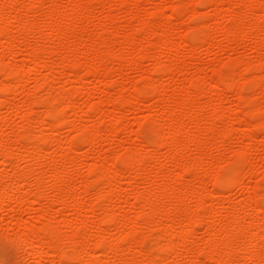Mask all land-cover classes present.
<instances>
[{"label": "rangeland", "instance_id": "374dc122", "mask_svg": "<svg viewBox=\"0 0 264 264\" xmlns=\"http://www.w3.org/2000/svg\"><path fill=\"white\" fill-rule=\"evenodd\" d=\"M11 1L0 168L27 187L0 206V264H37L16 237L49 219L66 264H264V0Z\"/></svg>", "mask_w": 264, "mask_h": 264}, {"label": "bare ground", "instance_id": "6f19581e", "mask_svg": "<svg viewBox=\"0 0 264 264\" xmlns=\"http://www.w3.org/2000/svg\"><path fill=\"white\" fill-rule=\"evenodd\" d=\"M19 0H12L11 1V6H13V5H15V4H17V2H18ZM212 2L214 1V0H211ZM211 2V3H212ZM159 14V13H158ZM157 14V15H158ZM177 15V14H176ZM161 16V15H160ZM159 16V17H160ZM4 22V21H3ZM9 24V22H7V20L4 22V25L2 26V27H0V36L1 37H4L5 39H7V41L9 42L10 40H11V37H10V35L8 34V28H7V25ZM27 28V27H26ZM229 34H232V32L231 31H229L228 32V35ZM194 39V38H193ZM12 41H13V38H12ZM10 43V42H9ZM167 47V46H166ZM164 48H165V45H164ZM169 49V48H168ZM165 50H167V49H165ZM75 65H73V67H74ZM77 66V65H76ZM9 67V66H8ZM14 67V66H13ZM72 67V66H71ZM72 67V68H73ZM74 69V68H73ZM166 69V68H165ZM164 69V71H166ZM7 71H8V69H7ZM168 71V70H167ZM15 72V71H14ZM8 73V72H7ZM167 73V72H166ZM18 74H20L19 72H18ZM8 80V79H7ZM19 80V79H18ZM6 84V83H5ZM225 84V83H224ZM7 85V84H6ZM192 86V85H191ZM3 87V92H5L6 91V89L8 90L10 87H6L5 85L4 86H2ZM198 88V87H197ZM194 89V88H193ZM141 90V89H140ZM141 92V91H140ZM136 93H138V92H136ZM9 94V93H8ZM138 96V95H137ZM5 98V97H4ZM55 98H57V97H55ZM124 98V97H123ZM59 99V98H58ZM2 100V99H1ZM5 100H6V98H5ZM57 99H55V101H56ZM121 100H123V99H121ZM54 101V100H53ZM4 102V101H3ZM58 121V120H57ZM25 133H26V131H25ZM25 133H23V134H25ZM27 134V133H26ZM19 138H20V136H19ZM21 139V138H20ZM45 140V139H44ZM157 140V139H156ZM2 141V140H1ZM25 142V141H24ZM37 142V141H36ZM86 142V141H85ZM158 142V141H157ZM1 144V143H0ZM3 144V143H2ZM38 143H36V145H37ZM72 144V143H71ZM75 145V144H74ZM155 145H157V144H155ZM1 146V145H0ZM2 146H4V145H2ZM1 146V147H2ZM34 146V145H33ZM8 147V146H7ZM6 148V147H5ZM5 148H4V150H5ZM3 149V148H2ZM8 149V148H7ZM1 150V149H0ZM4 150H1V151H3L1 154H3L2 156H4L5 157V159H6V161L5 160H3V161H5V163L8 161V159H10V158H12V157H10V152H8L7 150V152L9 153V154H7V152L5 153V151ZM129 156V155H128ZM2 158V157H1ZM4 159V158H3ZM123 160H124V158H122ZM127 159V158H126ZM12 160V159H11ZM13 161V160H12ZM5 163H4V165H5ZM129 163H130V161H129ZM128 163V166L130 165ZM131 163H132V161H131ZM13 164V163H12ZM125 164V163H124ZM126 165V164H125ZM124 167V166H123ZM184 169V168H183ZM183 171V170H182ZM187 171V170H186ZM5 171H4V169H1L0 168V206H3L2 207V209L5 207V208H9V209H11V207H10V204H11V202H13L12 200L14 199V197H16L15 196V194L17 195V189H19V188H17L16 189V187L19 185V183H22V188H23V185H25L26 186V178L24 177V174H18V173H15L14 172V174H12V175H10V176H8V175H6L5 173H4ZM99 172H100V170H99ZM191 172V171H190ZM22 173V172H21ZM31 173V172H30ZM60 173V172H59ZM102 174H105V173H103V171L101 172ZM25 175H27V173L25 174ZM31 175V174H30ZM106 175V174H105ZM28 176H29V174H28ZM57 176V175H56ZM65 176V175H64ZM27 177V176H26ZM30 177V176H29ZM58 180H61L63 177H61V175L60 176H58V177H56ZM100 178V177H99ZM103 178V177H102ZM105 178V177H104ZM26 179V180H25ZM56 179V180H57ZM65 179V178H64ZM54 180V179H53ZM218 180H220L219 178H218ZM64 181V180H63ZM62 181V182H63ZM29 182V181H28ZM18 184V185H17ZM219 184V183H218ZM17 185V186H16ZM29 185V184H28ZM40 185H41V183H40ZM57 185V184H56ZM94 185V184H93ZM20 186V185H19ZM54 186V185H53ZM52 186V187H53ZM59 186V185H58ZM27 187V186H26ZM70 187V186H69ZM22 188H20V191L22 190V192H24L25 191V188L24 189H22ZM39 188V187H38ZM55 188V187H54ZM53 188V189H54ZM64 188V187H63ZM85 188H86V186H85ZM52 189V188H51ZM61 189V188H60ZM72 189H73V187H72ZM72 189H70L69 188V190H67L66 192H65V194H64V197H63V199H62V204H63V206L65 205V206H67V205H69V199H70V197H71V193L73 192H71V190ZM24 190V191H23ZM28 190V189H27ZM58 190V189H57ZM64 190V189H63ZM62 190V191H63ZM66 190V189H65ZM74 190V189H73ZM19 191V190H18ZM19 191V192H20ZM18 192V193H19ZM30 192V191H29ZM59 192H61V191H59ZM29 194V193H28ZM30 194H32V193H30ZM62 194V193H61ZM73 194V193H72ZM195 194V193H194ZM211 194V193H210ZM215 194V193H214ZM19 195H21V193H19ZM26 197V200L28 199V196L26 195V194H24ZM38 195V194H37ZM18 196V195H17ZM21 196H23V195H21ZM29 196H31V195H29ZM33 196V197H32ZM31 196V198H32V201H33V203H35V202H37L38 201V197L36 196V194H33ZM62 196V195H61ZM207 196H209V195H207ZM213 196V195H212ZM17 198V197H16ZM23 198H24V196H23ZM72 198H73V195H72ZM138 198V197H137ZM20 199V198H19ZM18 199V200H19ZM21 199H22V197H21ZM23 200V199H22ZM31 200V199H30ZM55 200V199H54ZM59 200H60V198H59ZM143 199L141 198V201H142ZM14 201H15V199H14ZM20 201V200H19ZM25 201V200H24ZM140 201V200H139ZM145 201V200H144ZM27 202H28V200H27ZM31 202V201H30ZM51 202V201H50ZM80 202V201H79ZM148 201H146V203H147ZM19 203V202H18ZM29 203V202H28ZM32 203V204H33ZM61 203V202H60ZM150 203V202H149ZM37 204V203H36ZM78 204H80V203H78ZM151 204V203H150ZM19 205H21V204H19ZM25 205V204H24ZM71 205V204H70ZM29 206V205H28ZM67 208V207H66ZM8 210V209H7ZM31 210H32V208H31ZM263 210H264V208H263ZM176 211V210H175ZM33 212V211H32ZM156 213V212H155ZM153 214V213H152ZM151 214V215H152ZM174 214V213H173ZM112 215V214H111ZM200 215V214H199ZM42 216V215H41ZM41 216H40V218H41ZM48 216V215H47ZM114 217V216H113ZM112 217V218H113ZM39 218V219H40ZM43 218V217H42ZM45 221L47 220L46 219V217L45 218H43ZM143 219V218H142ZM145 220V219H144ZM249 220V219H248ZM251 220V219H250ZM44 221V222H45ZM51 220L49 219V221L47 222V223H43L44 225L42 226V225H40V226H42L41 228H38V226H31V227H25L24 228V230H25V232H23V233H21V235L19 234V235H17V236H19V237H16L17 239H18V242H19V244L21 243V245L23 246V244L27 247H29L28 248V252L30 253V252H35L36 253V255H37V258H38V261H37V264H41V263H43L44 261H46V260H48L49 258L51 259H53L54 261H56V259L58 260V264H66L67 262H68V260L66 259L65 260V257H64V250H63V248H61L60 246L59 247H55L54 246V244H53V239L57 236H55V234H54V231H56V230H54L53 228V226L52 225H50L51 224V222H50ZM190 221V220H189ZM192 223L194 222L193 221V219H192V221H191ZM196 222V221H195ZM40 223H42V222H40ZM240 224H238V226H237V231H239L240 233H242L243 232V230L245 229V227H246V225H247V221L243 218L242 220H240V222H239ZM253 223H255V222H253ZM252 223V224H253ZM82 224V223H81ZM191 224V223H190ZM187 225H188V222H187ZM186 225V226H187ZM259 225V224H258ZM256 223L254 224V226H255V230H256V232H258V231H260V229H261V227L260 226H258ZM264 225V224H263ZM39 226V227H40ZM189 226V225H188ZM37 227V228H36ZM263 228V227H262ZM189 229V230H188ZM236 229V228H235ZM86 230V229H85ZM187 230L188 231H185L186 232V234H189V233H191L192 231H194V229H191V228H187ZM192 230V231H191ZM215 230V229H214ZM82 231V230H81ZM81 231H79L78 233H81ZM229 231V230H228ZM185 232H184V234H185ZM187 232H189V233H187ZM214 232V231H213ZM232 232V231H231ZM78 233H76L75 232V234H77V236H78ZM194 233H195V231H194ZM59 234V233H58ZM175 234V233H174ZM183 234V235H184ZM185 234V235H186ZM192 234V233H191ZM234 234H236V233H234ZM248 234V233H247ZM246 234V235H247ZM74 235V234H73ZM80 235V234H79ZM130 235V234H129ZM134 235V234H133ZM184 235V236H185ZM190 235V234H189ZM43 236V241H41L40 240V238ZM76 235H74V237H75ZM70 237H72V236H70ZM225 237V236H224ZM57 238V237H56ZM59 238H61L60 237V234H59ZM67 238H69V237H67ZM76 238V237H75ZM79 238V237H78ZM77 238V239H78ZM236 238V237H235ZM251 238V237H250ZM82 239V238H81ZM132 239V238H131ZM254 239V238H253ZM258 239V238H257ZM34 240V242L36 241L37 242V244L36 245H33V243L34 242H32L31 243V241H33ZM60 240V239H59ZM58 240V241H59ZM112 240V239H111ZM214 240V239H213ZM217 240V239H216ZM236 240H238V239H236ZM39 241V242H38ZM57 241V242H58ZM97 241V240H96ZM114 241V240H113ZM116 241V240H115ZM217 241H219V240H217ZM225 241V240H224ZM229 241V240H228ZM240 241V240H239ZM245 241V240H244ZM258 241V240H257ZM63 242H65V241H63ZM69 242H70V244L72 245H76V242H75V240H72L71 238L69 239V241H67V244L69 245ZM83 242H85V241H83ZM103 242V243H102ZM106 242V241H105ZM104 241H101V243H100V241L95 245L96 246V248L97 249H100V248H102V247H104L105 245L107 246L108 244H109V242L106 244ZM111 242V241H110ZM134 242V241H133ZM221 242V241H220ZM227 242V241H226ZM235 242V241H234ZM242 242V241H241ZM28 243H30L29 245H28ZM75 243V244H74ZM79 243V242H78ZM94 243V242H93ZM104 243H105V245H104ZM123 243V242H122ZM214 243H215V241H214ZM217 243V242H216ZM222 243V242H221ZM231 243H233V242H231ZM238 243V242H237ZM258 243V242H257ZM257 243H255V244H251L250 243V247H248V252H246V253H248V257L249 256H251L250 258H254V255H253V251L255 250L256 252H257V250L256 249H258V247H256L257 245L258 246H260L259 244H257ZM27 244V245H26ZM66 244V243H65ZM65 244L63 245V247L65 246ZM86 244H87V242H86ZM85 244V245H86ZM90 243H88V245H89ZM114 244V243H113ZM129 244V243H128ZM170 244V243H169ZM223 244V243H222ZM227 244V243H226ZM246 244V243H245ZM60 245H62V244H60ZM78 245V244H77ZM110 245V244H109ZM108 245V246H109ZM125 245V244H124ZM127 245V244H126ZM175 245V244H174ZM214 245V244H213ZM212 245V246H213ZM231 245V244H230ZM243 245V244H242ZM81 246H83V245H81ZM112 246V245H111ZM173 246V245H172ZM217 246V245H216ZM220 246H221V244H220ZM232 246V245H231ZM234 246V247H233ZM232 247H229V248H231V249H229V254L227 255L228 257H230V258H233V257H235V256H237V252L235 251L236 250V248H235V246H237V245H233ZM241 246V245H240ZM247 246V245H246ZM66 247V246H65ZM67 247H70V246H67ZM130 247V246H129ZM169 247V246H168ZM177 247V246H176ZM179 247H180V245H179ZM178 247V248H179ZM263 247V246H262ZM79 248V247H78ZM81 248H83V247H81ZM89 248V247H88ZM113 248V247H112ZM118 248H119V246H118ZM122 248H123V246H122ZM173 248H174V246H173ZM224 248H225V246H224ZM235 248V249H234ZM256 248V249H255ZM65 249V248H64ZM67 249H69V248H67ZM90 249V248H89ZM121 249V248H120ZM143 249V248H142ZM162 249H163V247H162ZM165 249V248H164ZM172 249V248H171ZM170 249V250H171ZM175 249V248H174ZM243 249V248H242ZM247 249V248H246ZM75 250V249H74ZM76 250H77V248H76ZM86 250V249H85ZM94 250H95V248H94ZM103 250V249H102ZM104 250H105V248H104ZM107 250V249H106ZM112 249H110V251H111ZM114 250V249H113ZM173 250V249H172ZM176 250V249H175ZM180 250V249H179ZM211 250V249H210ZM213 250V249H212ZM214 250H215V248H214ZM218 250H220V249H218ZM223 250H225V249H223ZM245 250V249H244ZM259 250V249H258ZM71 251V250H70ZM87 251V250H86ZM117 251H118V249H117ZM158 251V250H157ZM165 251V250H164ZM177 251V250H176ZM237 251L239 252L240 250H238L237 249ZM243 251V250H242ZM260 251V250H259ZM78 251H76V252H74L72 255H74V257H72L71 259L69 258V261L71 262V260H73V261H75V262H77V263H79L80 262V256H82V255H80V254H78L77 253ZM100 252V251H99ZM115 252V251H114ZM154 252V251H153ZM210 252V251H209ZM216 252V251H215ZM244 252V251H243ZM255 252V253H256ZM219 253V252H218ZM218 253H217V255H218ZM237 253V254H236ZM153 254V253H152ZM171 254V253H170ZM173 254V253H172ZM179 254V253H178ZM213 254V253H212ZM215 254V253H214ZM257 254V253H256ZM255 254V255H256ZM264 254V253H263ZM159 255V254H158ZM247 255V254H246ZM258 255V254H257ZM256 255V256H257ZM28 256V255H27ZM151 256V255H150ZM160 256V255H159ZM164 256V255H163ZM178 256V255H177ZM212 256V255H211ZM215 256H216V254H215ZM253 256V257H252ZM256 256H255V258L254 259H256ZM258 256H260V255H258ZM257 256V257H258ZM263 256V255H262ZM262 256H260V257H262ZM218 258V261H220V262H222L221 261V257H219V255L217 256ZM259 257V259H261ZM98 258V257H97ZM150 258H153V256L152 257H150ZM155 258V257H154ZM165 258V257H164ZM211 258V257H210ZM215 258V257H214ZM224 258H225V256H224ZM236 258V257H235ZM263 258V257H262ZM82 259V258H81ZM90 259V258H89ZM94 259H96V258H94ZM227 260H228V258H226ZM246 259H248L249 260V258H246ZM253 259V260H254ZM258 259V258H257ZM98 260V259H97ZM145 260H147V259H145ZM232 260V259H231ZM230 260V261H231ZM250 260H252V259H250ZM72 261V262H73ZM98 261H100V260H98ZM98 261H96V260H94V264H98L97 262ZM126 261V260H125ZM128 261V260H127ZM134 261V260H133ZM218 261H217V263H218ZM224 261V260H223ZM229 261V260H228ZM229 261V262H230ZM259 261V260H258ZM70 262H68V263H70ZM81 262H82V260H81ZM87 262H88V260H87ZM93 262V261H92ZM132 262V261H131ZM151 262H153V261H151ZM150 262V263H151ZM157 262V261H156ZM213 262H214V260H213ZM225 262V261H224ZM223 262V263H224ZM100 263V262H99ZM128 263V262H127ZM130 263V262H129ZM55 264V263H54ZM57 264V263H56ZM76 264V263H75ZM132 264H134V263H132ZM140 264H142V263H140ZM156 264V263H155ZM220 264V263H219ZM229 264V263H228Z\"/></svg>", "mask_w": 264, "mask_h": 264}, {"label": "snow or ice", "instance_id": "6c2138e0", "mask_svg": "<svg viewBox=\"0 0 264 264\" xmlns=\"http://www.w3.org/2000/svg\"><path fill=\"white\" fill-rule=\"evenodd\" d=\"M5 264H9V262H5Z\"/></svg>", "mask_w": 264, "mask_h": 264}]
</instances>
